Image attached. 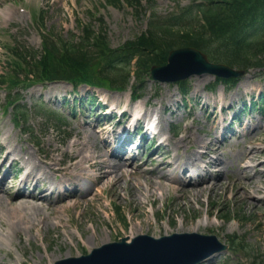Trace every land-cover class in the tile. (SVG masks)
<instances>
[{
	"label": "rangeland",
	"instance_id": "rangeland-1",
	"mask_svg": "<svg viewBox=\"0 0 264 264\" xmlns=\"http://www.w3.org/2000/svg\"><path fill=\"white\" fill-rule=\"evenodd\" d=\"M126 4H130V0H121L117 8H112L108 0H0V75L3 73V68L7 65L8 48L13 47V45L26 46L31 51H40L43 48L42 40L44 34L55 36L58 39L70 40V38L81 36V25L84 23L86 25L92 24L96 30L105 29V32L108 33L109 42L112 47L116 48L127 41L136 39L146 30L149 22L146 16L147 13L152 16L155 12L158 17H168L171 13L177 11L179 6L188 7L189 2L187 0H152L146 3L144 0V5L139 12H136L135 9L133 12ZM177 4L179 5L177 6ZM12 9H17L16 12L22 17L13 15L12 21L8 20L6 12H10ZM233 66L236 67L234 64ZM188 81L191 94L189 102H186L184 107L181 104L182 97L177 84H162L151 78L143 85L145 95L141 101L148 103L149 114L153 116L160 114L161 117H165L169 121V124L165 126L166 130L167 128L171 130L172 124L180 123L179 133L173 137L174 139L180 137L184 128L192 123V113L196 112L195 114L199 116V121L195 124V128L206 139L205 122L208 121L206 116H210L209 124L217 121L216 125L222 124L221 126H224L223 117L228 118V121H230L232 114L240 110L244 102L250 106L251 102L256 101L259 95L264 93V71L258 69L249 70L233 87L221 84L215 92L210 91L211 84L215 81V77L210 74H196ZM198 83L202 86L200 89L196 88ZM50 85L46 87L38 86L22 93L23 98L20 104L26 115L24 127L30 128L32 136L22 134L20 128L12 124V109L7 113L5 112L6 93L0 91V130L4 129L5 132L6 130H11L13 137L16 138L15 135H17V138L23 141V147L27 150L37 151V149L41 150L39 148L42 147L45 150L43 153H47V142L49 140H52L54 145H58L61 148L65 147L74 140L76 130H83L85 126L90 124L95 126L98 123L97 119H102L96 112L99 105L103 106L107 102H110L113 106L116 105V101L111 99L112 96H116L113 92L107 90L106 92L104 90L92 92L83 87L79 89L78 93H75L71 86L62 83L56 85L58 92L55 94H59V99L54 98V101L48 102V98L52 94L55 95ZM256 86L258 87L255 90ZM237 89H240L242 96H238L232 103L235 110L229 114L222 113L221 108L223 106L228 107L232 104H229V102L224 104L220 99L231 97ZM94 93H96L97 100L95 105H90L88 96H92ZM167 93L173 96L172 100L165 95ZM118 95H121L119 106L125 108L129 103L131 89L128 93ZM71 99L73 104L70 101ZM215 99L219 102L216 106L217 108L213 104ZM64 101L68 103L65 104ZM206 102L210 103L209 107H203ZM168 105L172 106V109H167L166 106L168 107ZM215 111L218 117H212ZM50 113L58 115L65 124H62L61 127L57 121L50 119ZM190 113L191 115L187 117ZM259 121L264 123V111L260 112L259 109L250 110L248 115L243 118L244 127H235L237 131H240L239 136H233L232 139L227 138L222 141L225 147L220 156L230 162V166L226 170L230 178L233 176L230 173L238 168V164L234 161L235 155L239 159L241 157L240 150L249 144L252 141L251 139H255L257 143L264 145V129L252 133L249 138H240L244 131L251 133L252 127ZM221 126L217 129L218 133H221ZM111 130V126L105 130V137L108 136V131ZM167 135H169L168 132ZM35 143H38V148L35 147ZM148 146L150 147L149 144ZM157 147L158 145H154L153 149L149 150L147 147L145 148L144 144L143 148L138 152L140 155L136 166L149 159L150 154ZM200 148L201 145L196 146V149L200 150ZM143 155L144 157L142 158ZM4 156L5 153H2L0 159L4 158ZM127 157L128 161L132 159V156ZM35 161L38 162L39 160ZM136 166L134 165V167ZM144 168L153 169L154 167L148 163ZM9 169L10 163H7L3 171L6 172ZM215 169L225 170V168L222 169L220 166ZM23 177L24 175L22 174L16 176V182L22 180ZM38 193L36 194L40 195ZM114 194L113 191L109 190V193L102 197L100 203L104 205V211L99 208L98 205L100 203L88 211L87 215L90 220L86 224V226L92 227V220L97 222L101 226L99 233L102 232L101 236L103 238L108 239L110 237V242L124 238L126 236L125 233H128L130 227L137 222L143 223L144 229L140 233L135 234L136 236L139 234H148L157 238L164 236L166 235L164 231L158 233V235L153 234V232H156V226L154 225L157 223L161 226L167 225L168 217L173 211L177 214L174 216L175 222H178L179 216L185 212L187 217L192 219V223H198L204 219L206 209L212 202L211 208L213 212L222 214V218L217 220L218 225L203 226L195 233L216 234L222 242H228L230 239L229 235H232L236 241L242 242L245 246V251H238V255L225 251L216 264H264V250L262 249L264 247V201L260 203L261 207H256L248 205V200H234L231 194L213 196L212 199L207 198L204 194L195 201H190L185 195L183 196L185 199L183 201L180 197L178 198L174 193H171L166 196V207H163L162 201L158 199L160 195L156 194L144 208L138 211L136 208H139V205L137 207L135 203L128 204L123 200L121 201ZM7 203L6 201V207H8ZM115 209H120L122 218L125 215L126 217L128 216L126 219L127 226L118 222L117 216L114 214ZM234 216L235 218H233ZM147 219L150 222V230L146 222ZM210 221H214L213 216L210 217ZM104 222L115 227L109 237L107 236V228ZM43 227L42 230L38 228L30 230L22 227L21 233L15 234L10 239L0 240V264H56L59 260L79 257L91 252L93 248L102 246L103 238H97L98 240L95 242L91 241L93 244H85L84 238L81 237L82 234L73 224H70V229L75 233V239L69 237L67 242H64V235L50 225L47 226L50 228L49 231L44 230ZM2 232L3 229L0 228V235H2ZM89 234L90 232H88ZM85 239L88 238L85 237ZM205 251L206 249L201 252L204 253ZM68 252L71 253L67 256ZM227 256L228 258L226 259Z\"/></svg>",
	"mask_w": 264,
	"mask_h": 264
},
{
	"label": "bare ground",
	"instance_id": "bare-ground-1",
	"mask_svg": "<svg viewBox=\"0 0 264 264\" xmlns=\"http://www.w3.org/2000/svg\"><path fill=\"white\" fill-rule=\"evenodd\" d=\"M16 10L12 9V11L6 12L8 20L12 21L13 15L22 17ZM201 87L198 83L196 88L200 89ZM50 88L54 93L58 92L56 84H51ZM239 90L237 89L231 97L220 99V101L224 104L227 102L232 104L238 96H242ZM165 95L169 99H173L172 95L168 93ZM120 98L121 95L111 97L116 101V105H111L109 110L114 112L119 108ZM218 103V100H213L214 106H217ZM107 104L110 103L107 102ZM147 105V102L144 105L141 104L140 119L135 121V125L139 128H142L145 120H148ZM206 105H208L207 102L203 106ZM228 107L232 109L233 106L229 105ZM166 108L170 109L169 105ZM121 111H124L125 115L119 123L114 124L108 119L105 124L100 123L103 120H99L95 126L87 125L83 130H76L74 140L63 148L54 145L52 140H49L47 153H43L42 149L27 150L17 135H15L17 139L13 137L11 130H6V132L4 129L0 130V157L2 153H5L4 158L0 159V228L3 229L0 240L10 239L15 234L21 233L22 227L30 230L33 228L42 230L44 226V230L49 231L50 228L47 226L50 225L63 234L64 242H67L69 237L75 239V233L70 229V224H73L82 234L84 243L93 244L92 242L97 241V238H103L102 232L99 233L101 226L94 220H92V227L86 226L90 220L87 213L92 210L93 206L100 203L102 197L106 196L109 190L113 191L121 201L128 204L135 203L137 207L139 205L140 207L136 208L138 211L144 208L156 194L160 195L158 199L162 201L163 207H166V196L171 193L183 201L185 195L190 201H195L204 194L209 199H212L213 196L231 194L234 200H248V205L256 207H259L260 203L264 201V145L262 143L251 139L252 141L240 150L241 157L237 159L235 155L234 161L238 164V168L230 173L233 175L230 178L226 171L230 162L220 156L224 147L223 143L219 141V134L214 130L217 122L214 121L211 124L205 122V130H207L205 139L195 128L199 116L193 113L191 115L192 123L184 128L180 137L174 139L167 128L169 133L167 139L163 142L160 141V145L147 161L136 166L137 157L132 158L131 161L126 159L132 145L126 146L119 158L113 155V144H117L121 136L119 131L125 126L126 119L131 117L134 112L131 106L121 109ZM158 117L160 135L167 134L165 126L169 124V121L165 117H161L160 114ZM110 126H113L112 132L115 134L111 143L108 141L111 137L107 139L104 135L105 130ZM261 129H264V125L260 122L256 128L254 127L253 133ZM246 136L244 134L241 137L245 139ZM199 145L203 150L196 149V146ZM119 150L115 149L116 152ZM29 152H31L30 156ZM19 162H22L26 168V176L17 187L16 184L10 182L12 173L9 170L3 173L2 168L7 163L16 167ZM148 163L152 164L154 168H144ZM219 166L225 170H216L215 168ZM204 172H206V176H204ZM193 177H198V179H193ZM16 187L14 195L13 189ZM21 187L40 193L42 191H50V193L46 192L47 196L38 199L35 196L24 195L22 191L19 192ZM66 187L71 191L64 193ZM118 190L124 192L121 193ZM57 193L59 196L55 197L54 194ZM6 201L9 208L5 205ZM150 202L152 203V201ZM211 204L212 202L206 209L204 219L198 223H192V219L188 218L185 212L179 216V223L175 222L174 216L177 214L173 211L168 217L167 225L161 226L159 223L154 225L156 232L153 234L158 235L163 231L166 235L171 232H198L203 226L218 225L217 220L222 218V214H215ZM98 206L104 211V205L100 203ZM44 211L46 212L44 213ZM212 216L214 221H210ZM146 222L150 230L149 219ZM134 224L130 227L129 232L125 233L129 240L135 238V234L144 229L143 223ZM104 225H106L109 237L115 227L107 225L106 222ZM88 232H90L89 235ZM109 238H103L102 243L109 242ZM262 249L264 250V247ZM69 253L71 252L66 255H70Z\"/></svg>",
	"mask_w": 264,
	"mask_h": 264
},
{
	"label": "trees",
	"instance_id": "trees-1",
	"mask_svg": "<svg viewBox=\"0 0 264 264\" xmlns=\"http://www.w3.org/2000/svg\"><path fill=\"white\" fill-rule=\"evenodd\" d=\"M131 2L142 4L141 0ZM146 31L117 49L111 48L105 34L89 27L84 28L79 45L62 41L57 46L47 38L44 51L34 56L16 48L9 82L15 86L26 81L31 85L66 80L125 90L135 61V88L140 89L152 65L165 63L170 50L184 46L209 51L214 60L241 69L264 66V0H192L182 13L171 15L168 21H152ZM180 83L186 93L187 83Z\"/></svg>",
	"mask_w": 264,
	"mask_h": 264
},
{
	"label": "water",
	"instance_id": "water-1",
	"mask_svg": "<svg viewBox=\"0 0 264 264\" xmlns=\"http://www.w3.org/2000/svg\"><path fill=\"white\" fill-rule=\"evenodd\" d=\"M208 73L225 78L242 74L224 64L210 62L202 51L193 48L173 50L168 65L152 68V76L160 82L185 80L196 74ZM205 244H216L217 249H224L216 237L196 233L175 234L158 240L147 235L135 238L132 243L124 238L120 242L103 245L90 256L57 264H196L200 260L195 256L196 252Z\"/></svg>",
	"mask_w": 264,
	"mask_h": 264
},
{
	"label": "clouds",
	"instance_id": "clouds-1",
	"mask_svg": "<svg viewBox=\"0 0 264 264\" xmlns=\"http://www.w3.org/2000/svg\"><path fill=\"white\" fill-rule=\"evenodd\" d=\"M140 119V115H138L136 112L132 113V120L131 123H135L136 120ZM158 121H159V117L158 115H154L152 116L150 119L145 120V130L147 131V133L152 136V135H157L160 133V129L158 127ZM167 139V134L164 135H160V140L163 142L164 140Z\"/></svg>",
	"mask_w": 264,
	"mask_h": 264
}]
</instances>
